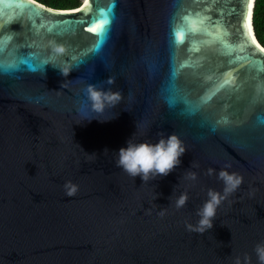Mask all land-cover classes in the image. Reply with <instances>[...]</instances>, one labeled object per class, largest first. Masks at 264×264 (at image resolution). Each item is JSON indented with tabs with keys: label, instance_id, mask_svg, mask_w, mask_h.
<instances>
[{
	"label": "water",
	"instance_id": "95a60500",
	"mask_svg": "<svg viewBox=\"0 0 264 264\" xmlns=\"http://www.w3.org/2000/svg\"><path fill=\"white\" fill-rule=\"evenodd\" d=\"M113 2L94 0L93 8L107 9ZM255 3L252 36L240 35L242 18L233 14L224 16L229 33L225 39L236 53L254 54L264 64V53L257 47L264 45L256 35ZM36 5L52 9L36 20L48 26L59 13L80 17L82 12L76 10L83 9L85 0L74 8L38 0L29 7ZM223 6L220 0L205 14L219 19ZM205 7L192 0H115L110 39L100 54L88 53L85 62L77 64L68 56V44L81 59V52L96 39L87 25L63 37L48 35L45 29L35 34L28 31L26 11L0 4V25L9 16L17 18L8 29L15 34L0 52V61L32 52L48 62L36 73L23 65L14 75L0 72V264H235L237 257L241 264L245 257L246 264H260L254 249L264 242V124L259 123L264 93H257V85L264 86V72L257 79H252L255 71L246 74L247 99L241 102L238 121L230 115L232 101L224 90L195 113L186 112L182 102L169 107L168 64L156 74L148 67L149 61L171 60L170 27L182 23L189 11ZM228 7L242 6L231 0ZM4 34L0 27V38ZM25 34L30 49L17 47L25 42ZM200 39L204 37L197 35ZM244 39L248 44L240 52ZM55 47H63L64 53ZM190 47L189 40L173 46L177 64H200L186 65L177 78L189 101H199L213 87L207 75L235 87L242 79L239 74L251 67L249 60L225 67L228 57L220 54L218 43L199 51L190 52ZM65 66L71 68L68 75L62 73ZM109 79L113 83L108 84ZM90 85L119 91L122 100L97 114L87 97ZM225 114L232 122L216 124ZM160 133L176 134L187 149L168 176L142 182L116 166L115 150L127 139L154 143ZM226 165L243 177L241 185L218 206L211 229L190 230L188 225H197L208 191L223 193L217 176ZM189 172L196 174L195 180L188 178ZM68 183L77 187L72 196L66 193ZM183 192L188 200L177 208L175 200Z\"/></svg>",
	"mask_w": 264,
	"mask_h": 264
},
{
	"label": "snow or ice",
	"instance_id": "6c2138e0",
	"mask_svg": "<svg viewBox=\"0 0 264 264\" xmlns=\"http://www.w3.org/2000/svg\"><path fill=\"white\" fill-rule=\"evenodd\" d=\"M193 4H205L206 7L203 11L191 12L183 15L181 17L182 23L170 27L168 33V51L171 52L170 61H149L148 67L154 74L161 72L164 69V64H168V69L165 72V79L167 81V87L165 89L166 101L169 107H174L177 103L182 102L186 105L185 111L188 113L198 112L201 105L207 104L212 97L220 90H224L228 94V99L232 101L231 103V117L236 118L240 121L242 116L243 107L241 102L247 99L245 94V85L247 83L248 76L246 74L255 71L256 76L252 79H257L261 72H264V64L261 63L255 55H240L236 53V49L228 43L225 39L229 33L226 30V25L224 23V16H231L233 14L242 18L241 29H238L242 37L252 36V6L253 0H238L239 4L242 6L239 10L235 7H228L231 0H224V6L218 9L220 18L213 19L210 15L205 13L209 9L220 3V0H192ZM93 3L90 0H85V5L83 9H77V12H82L80 17H75L71 13H59L58 19L55 22L45 26L44 24L37 25L36 20L40 18L44 19V12L51 13L52 9H45L44 5H36V7H29V5L36 4V0H0V4L4 5L5 8L15 7L26 11L28 13V18L31 21V25L28 31L35 34H39L40 29H45V33L53 37H63L77 32L82 28V26L87 25V31L92 33L96 39L94 44L86 49V51L81 52V59H77L76 55H73L74 48L71 44H68V56L71 61L77 64L84 63L83 57L90 53L93 56L100 54L104 49L106 42L110 39L109 33L111 31V22L115 19L113 9L115 7V0L112 5L107 9L103 8H93ZM39 9H44L40 11ZM3 9H0V13H3ZM16 17L9 16L7 23L0 25L5 30V34L0 38V52L7 48L8 41L13 39L15 30L12 33L8 32V29L12 26ZM242 29H247V31H242ZM199 35L204 37V39L196 40V36ZM185 40L191 42V47L189 51H199L201 46H208L213 43H218L220 48L218 51L221 55L227 56L228 59L224 62V66L235 65L237 62L242 60H249L251 62V67L245 69V73H240L242 79L239 84L235 87H231L230 82L227 80H221L219 77L213 79V75H207L206 79L213 82V87H211L204 96L200 97L199 101H189L184 95H182V89L177 85V78L180 75L181 69L186 65L191 67H200L198 62L185 61L183 63L177 64L176 53L173 51V46L177 43H182ZM252 43H255V38L252 37ZM248 44V40L244 39L240 45V52H243ZM32 44L28 42V36L25 34V42L23 44L17 45L18 48L30 49ZM261 53H264V47L257 45ZM58 53V52H57ZM60 53H64L60 52ZM234 53H236L234 55ZM55 58V57H53ZM106 63V57H102ZM47 60L41 61L37 53L29 52L28 54H21L18 58L13 61H0V72L14 75L18 71H23L21 66H26V69L32 73H36L44 69L47 65ZM209 73H214V69L209 67ZM108 84L113 83L110 79L106 81ZM89 83H96L93 80H89ZM257 93H264V86L257 85ZM228 106L225 105V108ZM232 121L229 119V115H221L216 121V124L228 125ZM242 122V121H241ZM259 123L264 124V117H261ZM215 131V128H213Z\"/></svg>",
	"mask_w": 264,
	"mask_h": 264
},
{
	"label": "clouds",
	"instance_id": "9594fccd",
	"mask_svg": "<svg viewBox=\"0 0 264 264\" xmlns=\"http://www.w3.org/2000/svg\"><path fill=\"white\" fill-rule=\"evenodd\" d=\"M54 51L60 53L64 51L63 47H55ZM71 71L70 66L62 68V73L68 75ZM87 97L90 102L91 110L97 114H102L106 108L115 107L122 100V94L119 91L110 89L97 88L90 85L87 88ZM96 120V119H95ZM89 120L88 122H91ZM104 123L108 121L97 120ZM105 149L104 151H107ZM187 149L180 139L174 133L159 134V139L152 142H133L131 138L127 139L125 145L120 147L116 152V166L123 169L132 177L139 176L142 182L149 179L155 180L157 177L163 178L168 176L175 168L181 164V157L186 153ZM230 165H226L221 169L217 178L223 183V193L209 190L208 199L198 210L197 215L200 217L197 225H188L190 230L203 233L213 227V218L216 215L218 206L231 193L235 192L243 181V177L235 172H229L227 169ZM213 169H208L209 175L213 174ZM188 178L195 180L194 172L188 173ZM66 193L72 196L77 191V187L71 183L65 185ZM188 200L187 192L181 193L175 200V206L181 208ZM260 264H264V242L256 245L254 249ZM247 257H245V264ZM235 264H241L239 257L236 258Z\"/></svg>",
	"mask_w": 264,
	"mask_h": 264
},
{
	"label": "trees",
	"instance_id": "16d2710c",
	"mask_svg": "<svg viewBox=\"0 0 264 264\" xmlns=\"http://www.w3.org/2000/svg\"><path fill=\"white\" fill-rule=\"evenodd\" d=\"M55 8H74L82 0H38ZM254 25L256 35L264 45V0H256L254 9Z\"/></svg>",
	"mask_w": 264,
	"mask_h": 264
}]
</instances>
